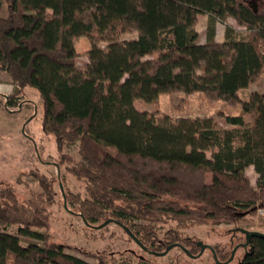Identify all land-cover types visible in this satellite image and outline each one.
Returning a JSON list of instances; mask_svg holds the SVG:
<instances>
[{
  "label": "trees",
  "instance_id": "obj_1",
  "mask_svg": "<svg viewBox=\"0 0 264 264\" xmlns=\"http://www.w3.org/2000/svg\"><path fill=\"white\" fill-rule=\"evenodd\" d=\"M200 14L209 16L203 41ZM230 16L240 27L227 23ZM218 21L223 40L216 39ZM131 32L137 35L124 37ZM82 35L92 46L80 65L75 40ZM0 69L18 86L8 105L20 103L26 86L36 88L43 129L58 150L78 144L69 170L85 181L87 195L64 192L89 225L110 219L154 254L177 242L191 255L200 252L198 239L184 228L238 223L264 209V91L240 96L264 73V0H0ZM175 91L203 92L240 110L220 112L225 126L215 116L137 106ZM250 165L256 184L246 174ZM35 175L41 192L0 187V264H95L52 237L58 178ZM252 237L253 251L236 264H264V236ZM213 246L218 259L230 257L232 246ZM78 249L99 264H145L140 256L130 263L107 250Z\"/></svg>",
  "mask_w": 264,
  "mask_h": 264
},
{
  "label": "rangeland",
  "instance_id": "obj_2",
  "mask_svg": "<svg viewBox=\"0 0 264 264\" xmlns=\"http://www.w3.org/2000/svg\"><path fill=\"white\" fill-rule=\"evenodd\" d=\"M208 20L207 14H200L198 17L196 28L199 31L200 41L206 39ZM227 23L240 27L231 16L227 18ZM224 32L225 23L217 22L216 39L223 40ZM135 35H137L136 32H131L124 34V37ZM98 44L102 47L107 45L106 42ZM75 45L78 52L77 61L83 65L88 60L87 53L92 46L90 38L86 35L79 36L75 40ZM156 54L153 53V55ZM17 88L9 72L0 69V187L12 185L23 195L29 196L34 192L42 191V186L35 174L43 173L49 178H58L54 183L56 201L52 206L51 231L55 240L66 245V251L82 256L95 264H99L95 255L86 254L78 248L84 247L96 252L107 250L120 260L127 258L130 263H137L140 256L145 259V264H222L207 247L201 249L200 253L198 251L199 254L197 253L196 256L189 255L178 244L164 254H154L130 239L123 226L113 220L103 226H98L102 223L89 225L77 212L76 206L69 203L67 196H64L66 191L87 195L85 181L78 179L69 170L73 161L80 158L78 144H65L61 152L58 150L54 134L43 129V102L36 88L26 86L22 90L20 103L8 105L7 99L14 94ZM254 90L264 91V73L257 77L249 87L240 90V96L245 99ZM137 106L156 114L168 113L174 117L215 116L225 126L227 124L220 112L237 113L240 110V104L231 105L222 99L213 100L203 92L187 93L184 91L162 93L156 102H138ZM208 155H211L210 152ZM64 157L67 158L64 159ZM246 174L251 182L256 184L259 174L253 165L246 167ZM207 180H212V172H207ZM159 225L162 230L167 228V225L162 222ZM234 227H237L236 231H239L240 227L264 232V209L259 208L255 213L246 215L238 223L194 224L184 228V232L195 236L203 244L213 246L212 244L219 242L230 247L231 229ZM8 231L16 234L18 226L11 225ZM21 238L23 244L28 243V237L21 236ZM237 245L239 244H236L234 248ZM236 251L230 262L232 264L238 263L247 252L243 247Z\"/></svg>",
  "mask_w": 264,
  "mask_h": 264
},
{
  "label": "water",
  "instance_id": "obj_3",
  "mask_svg": "<svg viewBox=\"0 0 264 264\" xmlns=\"http://www.w3.org/2000/svg\"><path fill=\"white\" fill-rule=\"evenodd\" d=\"M60 185H61V188H62V190H64L63 189V184L60 182ZM65 196V195H64ZM110 221V219H108V220H105L104 222H102V224H100V225H98V226H103V225H105L106 223H108ZM90 224V223H89ZM130 234H131V236L134 238V240H136L137 242H140L139 241V239H138V237L134 234V233H132L131 231H130V229L126 226V225H122ZM241 230H242V232H245L246 233V235H247V241L245 242V243H242V245L243 246H246L247 244H248V242H249V239L252 237V236H254V235H260V236H264V232H262V231H258V230H249V229H246V228H240ZM175 244H178V245H180V246H182L183 248H184V250L186 251V252H189L183 245H181L180 243H172V244H169L166 248H165V250L164 251H159V252H156V251H154L156 254H164V253H166L171 247H173ZM240 245V244H239ZM239 245H237L233 250H232V253H231V256L227 259V260H225V261H219L220 263H222V264H226V263H229L230 261H232V259L234 258V255H235V252H236V250H237V248L239 247ZM206 246H211L210 244H202V250L206 247ZM143 248H145V247H143ZM213 251H214V249H213ZM200 253V252H199ZM191 255H194V254H191ZM215 258L217 259V257H216V255H215ZM217 261H218V259H217Z\"/></svg>",
  "mask_w": 264,
  "mask_h": 264
},
{
  "label": "flooded vegetation",
  "instance_id": "obj_4",
  "mask_svg": "<svg viewBox=\"0 0 264 264\" xmlns=\"http://www.w3.org/2000/svg\"><path fill=\"white\" fill-rule=\"evenodd\" d=\"M236 228L237 227H234V228H232L231 229V246H232V248H231V253H232V250H233V248H234V246L236 245V244H240V245H242V243H245L246 241H247V235H246V233L245 232H242V230L240 229V227H239V231H236ZM252 240H253V237H251L250 239H249V242H248V244L246 245V246H240L239 248H237V249H240L241 247H243L245 250H247V252L246 253H250V252H252L253 251V248L254 247H252L253 246V243H252ZM220 246H224V247H226L227 245L226 244H220L219 242H217ZM202 244H203V242H199V240L197 241V245L200 247V250H201V248H202ZM213 245V244H212ZM230 246V247H231ZM207 248H209L210 250H211V252H213L214 253V255H216V257H217V253H216V249H215V247L214 246H206ZM213 249H214V251H213ZM237 252V251H236ZM191 254H193V253H191ZM199 254V253H198ZM197 254H194V255H191V256H196ZM231 256V255H230ZM217 259H218V257H217ZM227 260V259H226ZM218 261H225V260H220V259H218ZM231 262V261H230ZM227 264V263H226Z\"/></svg>",
  "mask_w": 264,
  "mask_h": 264
},
{
  "label": "crops",
  "instance_id": "obj_5",
  "mask_svg": "<svg viewBox=\"0 0 264 264\" xmlns=\"http://www.w3.org/2000/svg\"><path fill=\"white\" fill-rule=\"evenodd\" d=\"M219 22V21H218ZM90 49V48H89Z\"/></svg>",
  "mask_w": 264,
  "mask_h": 264
}]
</instances>
